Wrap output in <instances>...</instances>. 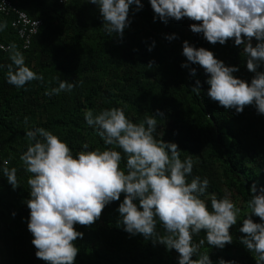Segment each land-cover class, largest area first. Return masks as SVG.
Masks as SVG:
<instances>
[{
	"label": "trees",
	"instance_id": "1",
	"mask_svg": "<svg viewBox=\"0 0 264 264\" xmlns=\"http://www.w3.org/2000/svg\"><path fill=\"white\" fill-rule=\"evenodd\" d=\"M42 24L30 48L23 49L11 15L0 13V23L7 27L0 31V40L15 43L25 58V64L43 81H32L23 88L7 83V66L11 63L8 51H0V170L8 161L9 169L16 168L19 186L13 190L0 171V264H45L37 259L32 234L27 222L30 198L27 183L31 174L25 171L20 156L30 141L25 133L43 127L65 141L75 156L83 144L88 151H103L104 144L84 115L87 110L98 114L105 108H123L134 123H141L157 111L155 117L157 140L178 145L181 160L191 156L193 172L187 177L207 178L209 187L201 197L211 210V197L227 196L240 209L237 224L230 229L232 243L223 249L199 247L200 254H208L213 264L220 259L235 264H256L255 253L240 243L242 221L250 213L247 207L253 183L264 187V114H257L255 106H246L242 113L224 109L207 96L208 75L198 64L182 68L186 57L182 45L187 40L196 48L204 47L226 66H238L233 75L250 83L254 73L246 68V55L234 40L213 45L203 34L193 33L187 18L167 24L153 22L154 12L149 0H141L143 9L129 12L131 24L122 42L115 34L105 32L96 5L86 0H11ZM132 7H135L134 5ZM175 33L177 39L165 36ZM155 41L151 52L148 47ZM256 41L253 40V46ZM153 61V66L148 64ZM196 70L195 76L190 69ZM259 71H264L262 65ZM62 80L74 82L72 92L47 96L45 92L58 87ZM200 81L201 94L191 91ZM25 117L28 118L25 123ZM120 151V149H115ZM120 167L125 170V160ZM107 205L99 220L91 227L76 225L83 239L74 243L79 248L75 264H178V253L162 244H153L143 235H130L118 223L116 209L122 202ZM15 213V216L12 215ZM260 222L259 217H252ZM157 231L164 229L157 223ZM205 233L193 236V243L204 239ZM198 258L194 256L193 259Z\"/></svg>",
	"mask_w": 264,
	"mask_h": 264
},
{
	"label": "clouds",
	"instance_id": "2",
	"mask_svg": "<svg viewBox=\"0 0 264 264\" xmlns=\"http://www.w3.org/2000/svg\"><path fill=\"white\" fill-rule=\"evenodd\" d=\"M86 2L97 6L105 32L115 34L121 42L131 24L130 10L136 13L143 9L141 0ZM149 3L154 12L153 22L159 19L167 24L170 19L187 18L194 22L190 24L191 31L202 33L207 42L224 45L234 40L235 46H242L246 68L254 73L250 83L233 75L239 72L238 66H226L212 51L196 48L187 40L182 45L187 62L181 67L189 68V63L201 66L208 75L207 96L224 109H234L239 114L246 106H255L257 114H264V71L258 70L264 65V0H149ZM6 27V22L0 23V31ZM165 38L172 41L177 35ZM154 47L155 41L148 51ZM6 51L11 60L7 66L8 84L23 88L32 81H43L42 74L26 66L15 43H10ZM153 63L150 61L148 66ZM190 74L195 76L196 70L190 69ZM75 87L74 82L62 80L45 95L72 92ZM201 90L197 80L191 91L200 95ZM163 115L158 110L155 116L134 123L123 108H105L95 115L87 110L86 123L110 147L88 151L89 145L85 143L75 156L65 141L43 127L25 133L30 143L20 160L31 174L27 181L30 198L25 203L30 210L27 227L37 259L45 264H75L79 248L74 242L84 236L75 226L94 225L107 205L120 201L121 194L124 198L116 211L123 230L133 236L141 234L169 251L174 249L179 254L178 264H213L208 254L199 253V247L206 241L210 247L223 249L233 242L230 229L237 224L240 209L227 196L217 199L213 195L209 210L208 203L201 198L209 180L196 176L189 182L187 177L194 166L191 156L181 160L176 143L155 138V117ZM122 159L125 170L120 167ZM7 164L4 161L0 171L15 190L19 186L16 168L9 169ZM249 191L250 213L239 228L243 234L240 243L256 254V264H264V187L258 188L253 183ZM253 216L259 217L260 222H254ZM157 223L164 229V235L158 233ZM202 231L204 239L194 244L193 236ZM194 256L198 258L193 259ZM218 264L235 261L220 259Z\"/></svg>",
	"mask_w": 264,
	"mask_h": 264
},
{
	"label": "built area",
	"instance_id": "3",
	"mask_svg": "<svg viewBox=\"0 0 264 264\" xmlns=\"http://www.w3.org/2000/svg\"><path fill=\"white\" fill-rule=\"evenodd\" d=\"M68 0H60L65 3ZM0 13L13 16L11 25L17 31L22 42V48L28 49L32 44L34 36L38 33L42 24V20L39 18H32L26 11L17 7L11 0H0ZM2 40H0V51H6L7 46Z\"/></svg>",
	"mask_w": 264,
	"mask_h": 264
}]
</instances>
